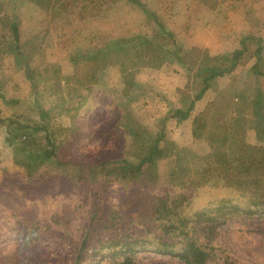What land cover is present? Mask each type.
Instances as JSON below:
<instances>
[{"label": "rangeland", "instance_id": "rangeland-1", "mask_svg": "<svg viewBox=\"0 0 264 264\" xmlns=\"http://www.w3.org/2000/svg\"><path fill=\"white\" fill-rule=\"evenodd\" d=\"M5 1L16 6L14 15L22 20V57L39 75V86L22 88L15 59L0 54V82L8 99H0V117L16 119L0 124V264H75L83 238L86 245L76 264H124L121 248L111 240L116 237L134 242L133 264H184L157 252L163 230L154 213L161 197L171 200L183 192L188 200L181 215L188 220L189 234L211 252L208 264H264V140L249 144L243 137V143L231 147L237 159L253 167L225 179L203 170L206 142L195 147L194 142L176 141L174 121L167 116L177 106L176 84L188 79L191 95L198 90L195 72L204 63L199 43L210 38L212 62L220 64H228L232 52L247 45L214 101L220 103L241 77L246 90L256 94V105L240 123L264 120L263 96L257 93L264 79L250 71L259 47L264 60V0H141L171 34L147 20L140 7L122 0H51L53 10L47 0H0ZM138 28L164 45L161 53L153 51L154 64L138 63L132 71L131 51L119 60L114 55L97 59L98 64L69 62L78 47L111 44L112 38L130 37ZM175 51L188 71L175 61ZM95 64L99 69H93ZM73 68L76 77L67 82L83 81L72 89L64 76ZM127 73L133 85L125 83ZM54 74L61 86L48 81ZM124 109L146 130L158 133L162 128L164 133L155 163L130 182L123 179L121 163L100 164L105 157H122L128 147L118 128ZM38 120L54 146L47 144L44 131L23 127ZM46 149H54L52 156H45ZM134 150L126 152L144 151L141 146ZM171 170L186 176L185 187L173 185ZM257 177L261 185H256ZM255 199L262 204H253ZM249 209L257 211L250 214Z\"/></svg>", "mask_w": 264, "mask_h": 264}, {"label": "trees", "instance_id": "trees-1", "mask_svg": "<svg viewBox=\"0 0 264 264\" xmlns=\"http://www.w3.org/2000/svg\"><path fill=\"white\" fill-rule=\"evenodd\" d=\"M46 1V0H45ZM74 1V0H73ZM135 7H140L143 12H145V17L147 20L152 19L154 25L162 32L171 34V32L166 30L164 23L160 20V18L154 12H151L145 3H142L141 0H122ZM53 10L54 4L51 0H47L46 2ZM43 2L41 3V5ZM69 5L68 2L65 5ZM62 5V4H61ZM16 6L10 5V2H0V54L2 56H13L15 59L14 70L20 75L21 74V87L36 90L39 86V75H36L32 71H30L27 62L22 57V34H21V18L19 15H14V8ZM90 17L91 14L86 15ZM144 17V18H145ZM145 22V21H144ZM147 22V21H146ZM145 22V23H146ZM150 22V21H148ZM130 37H118L112 38L113 41L109 43H102L99 46L97 45H89L85 47H78L72 51L69 56V62L72 66H75L78 62H86L89 65L97 63V59H101L106 56L114 55L116 59H120L121 56H125L128 51H131L132 54L135 55V67H132V71H135L136 64L141 63L142 65L154 64L155 57L153 55V51L157 49L160 52V49L163 48L164 45H160L154 42L146 31H142L139 28L131 32ZM242 47L239 50H234L232 52V57L229 58L228 64H205L198 71L195 72V76L199 77V88L194 93L189 105L186 110L181 108H173L171 111V118L174 119H185L191 113L194 104L197 100H199L204 92L211 85V81L216 79L219 76H223L226 73H231L232 70L236 67L238 63V58L241 53L247 48L245 43L241 44ZM159 48V49H158ZM261 47H259L256 52V58L250 68L252 73H256L261 75L264 79V60L261 54ZM133 50V51H132ZM176 57L179 56L180 52H174ZM149 62V63H148ZM145 63V64H143ZM98 64V63H97ZM95 64L93 69H99L98 65ZM100 66V65H99ZM103 66L101 67V69ZM78 70L74 69L65 75V82L69 84L67 81H71L72 77H76ZM247 72V70H246ZM130 77V73H127V77L125 78V83L130 85L132 83V79L127 78ZM78 78V75H77ZM94 78V77H93ZM15 79V75H14ZM92 79V74L89 77ZM49 80H53L60 85V78L58 74L52 75ZM82 78H78L77 82L71 83L70 87L73 89L75 86H79L82 84ZM91 82V81H90ZM243 80L241 77L237 79L234 86L232 87L231 92L228 94L225 92L220 99V101L225 97H229V101L226 103L225 108L222 106H218L219 103L216 101L212 102L206 109H210L213 111L211 115H209L210 110H203L200 115L194 117V128L192 131L193 136L197 138H202L208 148L209 151L204 155V159L206 161V169L204 171L208 173H218L221 177L227 179L233 177L234 175H240L248 173L253 167L250 163L247 164L245 160L236 159L231 160L227 157L226 151V137L227 132L230 126H247V124L240 123V120L245 121L243 116H245V112L248 109L255 110L256 105V94L254 92H249L246 90L245 86L241 84ZM3 82H0V99L3 101H8L6 99L5 94L2 90ZM26 85V86H25ZM221 92V91H220ZM258 96L262 94L263 97H260L264 100V88L257 90ZM233 98L236 100L231 101ZM257 102L259 99L257 97ZM236 105L232 109L228 110L230 106L228 104ZM261 104L260 106H262ZM232 107V106H231ZM221 112V114H220ZM231 112V113H229ZM233 113V114H232ZM122 124L118 127L120 133L125 135V138L129 140L128 147H131V150L141 146L144 151L142 154H133V152H126L128 147L123 151L122 157L113 158L105 157L100 164H104L107 162H119L121 163V171L122 176L125 181H134L140 175L143 174L144 170L148 167L152 166L157 157L162 152L161 141L164 138L163 129L158 133H152L141 126V124L134 119L133 115L129 110H123L121 115ZM41 119L43 116L41 115ZM255 120V119H254ZM16 123V119L14 117H0V124L7 125ZM250 126H254L257 129V132L262 135L264 133V120L257 118V121ZM23 127H28L34 133L45 132L48 145L54 146L53 140L48 133H46V126L42 120L35 121L32 125H23ZM136 151V150H134ZM54 149H46L45 156H52ZM178 158V156H177ZM95 164V163H93ZM91 164V165H93ZM261 170L264 176V160L261 163ZM181 171H183L181 169ZM180 175V173H179ZM170 176L173 182V185H180L181 188L185 187V178L180 175L177 177L175 172L171 170ZM201 178L204 180V176L201 175ZM262 178V177H261ZM204 182V181H200ZM256 185H261L262 180L260 177L255 180ZM260 194H264V187L260 188ZM188 196L186 193H176L173 195L172 199L169 200L168 197L164 196L159 199L157 203L154 213L156 216V220L160 221L161 228L163 230V237L159 240V246L156 247L157 252L169 256L177 257L184 264H208L212 257L211 252L206 248L201 246L197 240H195L188 232V220L186 217L182 216V211L184 210L185 204L187 203ZM253 204L261 205L262 203L259 199H255ZM252 210L257 211V209H249V213L253 214ZM172 216H175L176 219H173ZM94 219V215H92V220ZM200 220V219H199ZM176 221V223L174 222ZM127 237L125 240L119 239V237L111 239L113 244L121 248V252L123 254L124 264H133L132 257L134 256L135 249L133 248L134 242ZM86 245V238H83L81 241V247L79 249V253L77 254V259L81 257V251Z\"/></svg>", "mask_w": 264, "mask_h": 264}, {"label": "crops", "instance_id": "crops-1", "mask_svg": "<svg viewBox=\"0 0 264 264\" xmlns=\"http://www.w3.org/2000/svg\"><path fill=\"white\" fill-rule=\"evenodd\" d=\"M210 40H211L210 38H207V40L199 43L201 46H204L202 48V51H203L202 57L204 59L203 65H205V64H216L217 63L214 60L212 62L213 57L211 55V52L213 51V48L210 45ZM195 44H197V43H195ZM212 54H213V52H212ZM187 59H188V57H187ZM177 60H180L181 61L180 66H182L184 68V70H187V67L183 63V58L181 57L180 54H179V56H177V59H175V61H177ZM186 64H187V62H186ZM218 64H220V63H218ZM177 70H179V69H177ZM233 72L234 71L232 70L231 73L224 74L223 76H219L216 79L212 80L211 85L204 92L203 96L195 102L194 107H193L191 113L189 114V116L187 118H185V119L171 118L174 121L173 124L175 126V129H173V133H174V137L177 138V139H175L176 141L179 140L181 142H186V141L187 142H194L193 146H195V147H196V144L202 145L204 143L203 142L204 140L202 138H197V137L193 136V134H192V131L194 128V124H193L194 117L197 115H200L203 112V110L205 109V107H208L215 100L214 96H215L216 91L217 90H223V88H225L227 86V84L229 82L228 81L229 77L231 76V78H232ZM139 82H143V81H139ZM190 83L191 82H189L188 79H186L183 83H180V84L178 83L175 85V88H177L175 93L177 94L178 99L176 100L177 106L174 107V109L175 108H181L183 110H186L187 106L189 105V103L193 97L191 95V84ZM216 98H217V96H216ZM235 100L236 99L233 98L231 101L234 102ZM228 101H229V97L225 96L221 101H219L220 103L218 104V106L220 104H221L220 106H222V104L226 105V103ZM228 106H230V108L228 109V110H230L236 105H232V103H231V104H228ZM222 107L225 108V106H222ZM229 113H231V112H229ZM220 114H221V112H220ZM170 115H171V112H169V114L167 116L170 117ZM255 130L256 129L254 127H251V126H249V127H247V126H242V127L241 126H230L229 127L228 132H227L228 137H227V145H226L227 157L229 159H231V160H233L235 158L237 159V156H235V153H234V149H231V147H233L235 144L243 143V137L245 138V142H247L249 144L250 143H262L264 138L261 139L262 137H259V135L256 133Z\"/></svg>", "mask_w": 264, "mask_h": 264}]
</instances>
